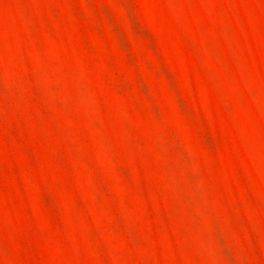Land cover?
Returning <instances> with one entry per match:
<instances>
[{
	"label": "rangeland",
	"instance_id": "rangeland-1",
	"mask_svg": "<svg viewBox=\"0 0 264 264\" xmlns=\"http://www.w3.org/2000/svg\"><path fill=\"white\" fill-rule=\"evenodd\" d=\"M0 264H264V0H0Z\"/></svg>",
	"mask_w": 264,
	"mask_h": 264
}]
</instances>
